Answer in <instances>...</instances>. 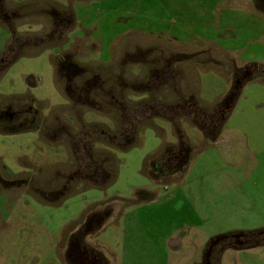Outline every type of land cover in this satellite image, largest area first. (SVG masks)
<instances>
[{
	"label": "rangeland",
	"instance_id": "374dc122",
	"mask_svg": "<svg viewBox=\"0 0 264 264\" xmlns=\"http://www.w3.org/2000/svg\"><path fill=\"white\" fill-rule=\"evenodd\" d=\"M263 3L4 0L7 13L14 16L4 20L0 15V55L11 44L22 46L10 47L6 60L0 62V68L8 63L0 72V104L22 102L30 112L36 108L49 115L46 121L40 118L41 131L4 132L0 127L2 178H26L36 173L42 174L43 180L59 178V187L72 172L67 164L73 151L69 152L64 142L66 130L73 131L67 119L75 124L66 113L60 117L51 113L53 107L67 100L64 82L60 80L58 87L56 80L55 58L66 54L62 51L77 49L81 44L85 52H71L85 67L114 59L125 66L127 53L135 52L137 43L144 48L161 46L166 55L178 51L187 64L198 61L197 80L190 81L186 99L200 105L225 102L236 70L250 65L259 73L242 83L231 111L221 119L214 136L207 138L198 127L184 123L180 125L182 134L177 128L176 137L170 124L155 119V125L168 127V141L180 140L188 148L175 176L147 174L151 170L150 153L165 148L166 140L155 127L145 126L129 147L123 148L128 141H123V147L111 146L114 159L107 164L111 175L108 181L98 184L77 180L57 199L17 187L0 188V264H66L65 235L78 230L88 213L109 204L115 212L88 237L108 264H201L212 239L264 228ZM61 16L67 17L68 23H56ZM40 39L47 42L42 44ZM120 47L128 50L119 51ZM143 78L141 75L135 80ZM125 86H121L124 95L137 88ZM127 103L126 111L133 109L135 103ZM141 106L137 110H142ZM99 111H88L82 119L111 125L104 111ZM140 118L145 119L142 115ZM93 127L85 130L92 131ZM41 164L42 171L34 168ZM101 178V173L87 177L94 181ZM43 180L37 182L45 189ZM218 264H264V243L227 249Z\"/></svg>",
	"mask_w": 264,
	"mask_h": 264
},
{
	"label": "flooded vegetation",
	"instance_id": "af4514ba",
	"mask_svg": "<svg viewBox=\"0 0 264 264\" xmlns=\"http://www.w3.org/2000/svg\"><path fill=\"white\" fill-rule=\"evenodd\" d=\"M264 9V3H263ZM0 15H2L4 20H7L13 14L10 15L7 13V9L5 8L4 0H0ZM68 18L65 16H61L56 23L67 22ZM20 40V39H19ZM21 41V40H20ZM22 44L15 45L12 44L10 47L20 48ZM7 49L0 55V62L5 61V56L9 53ZM164 49V48H163ZM161 46H151V47H142L137 46L136 51L133 53H127V59L125 64H141V69H145L147 71L139 70L144 73V78L142 80H137V77H134V83L132 80L129 82L123 78L122 75L116 76L112 71L104 70L100 75H96V73L88 67H83L82 72L76 75H72V64L75 62L73 55L70 53H66L60 59L59 65L61 68L59 70L60 78L64 82V91L70 96L71 101L74 102V106L78 103L83 104L82 106L86 108L94 107L96 109H106L110 108L112 104H117L120 102L122 98H124L125 91L119 88L118 80L121 78L122 84L125 87L131 88L132 86L137 85V90L139 92H147L152 88L156 87L157 91H162V87L164 84H172L173 81H176L180 75L179 68H177V64L181 61V54L178 52H172L171 54H164V50ZM157 54L156 56H152ZM183 54V53H182ZM184 55V54H183ZM182 55V56H183ZM63 59V60H62ZM8 63H6V66ZM6 66L0 68L3 70ZM259 73L254 66H246L245 69H239L235 71V76L233 78L234 84L231 93L235 94L238 92L239 84L245 82L247 78H254ZM234 74V73H233ZM136 79V80H135ZM239 81V84L236 85V82ZM174 85V84H173ZM162 86V87H161ZM174 92H176V87H174ZM26 104H8L2 105L0 104V127L4 132H12L16 131L18 128H36L40 129L42 126V122L40 121V116L37 113V110L34 109L32 112L24 109ZM75 110V109H74ZM164 110L160 109L159 112ZM194 115L192 116V120H194L197 125L204 130L205 133L213 134L215 130H218V124L223 119V112L227 111V107L225 105H221L218 110L213 112H204L203 110L198 111L190 110ZM144 112L131 111L130 109L126 111L123 110L119 117V125L118 129L113 134H106L107 137L114 142L116 145L123 144V141L129 140L132 138L134 133L136 132L137 127V119L141 120L140 116H144ZM79 114V113H78ZM18 122V123H16ZM41 122V123H39ZM33 123L34 126L31 124ZM129 124V126H127ZM128 127V128H127ZM218 128V129H217ZM97 129V128H96ZM97 131V130H96ZM98 132L91 133L89 139L94 142L100 141L97 136V140L93 138V134ZM87 135V134H85ZM79 138L80 144L77 142L76 145L83 147L86 150L85 153L81 154L80 149L74 152V160L78 163V166L75 171L68 173L60 186L58 187L56 183L60 181L59 178H51L49 180L44 181V187L38 185L37 180L27 178H17V179H8L2 178L0 175V188L4 187H17L18 189H22L23 187L27 191H34L38 195L44 196L45 198L57 199L59 196L71 189V186L77 182V180H85L87 177L93 174H100L102 176L109 175V170L106 169V157L103 159H98L95 155V152L89 148L90 140L86 141V136ZM89 135V134H88ZM176 149V150H175ZM186 149L187 147L182 144H178L174 148L170 149V152H173L172 156L161 161H157L154 164L155 172L159 171L163 174H169L167 171L174 170L178 172V170L183 166L184 161L186 160ZM175 150V151H174ZM82 164V168L79 165ZM92 166V168H90ZM82 173V176L80 174ZM159 175V173H158ZM58 176V175H57ZM63 177L60 175V178ZM165 177V175L163 176ZM56 185V187H55ZM55 189H46L52 188ZM115 210L111 209V205L104 208H97L93 212L88 213L83 220L82 225L78 230L72 232L71 235L67 238L64 243V259L66 264H108L105 257L101 255L100 252L96 251L94 246L88 241V237L91 234H95L100 226L103 224V221L106 220ZM217 238V237H216ZM215 242V239H212ZM210 242L206 248V254L204 257V261L201 264H218V260L222 254L227 249H239L244 248L250 245L264 243V228L256 230L252 233H247L243 231L233 232L228 235H224L223 239L219 240L216 243Z\"/></svg>",
	"mask_w": 264,
	"mask_h": 264
},
{
	"label": "crops",
	"instance_id": "0c3cea01",
	"mask_svg": "<svg viewBox=\"0 0 264 264\" xmlns=\"http://www.w3.org/2000/svg\"><path fill=\"white\" fill-rule=\"evenodd\" d=\"M49 37H50V35H49ZM38 42L43 44L44 42H47V41L40 39ZM115 44L118 45L119 40L116 41ZM136 45L143 47V45H141V43H137ZM77 49L79 51L85 52L83 50V48L81 47V44L79 45V47ZM77 49L73 50V48H72L71 50H65V51H62L61 53L66 52V53L74 54L71 51L73 50L75 52V50H77ZM126 49L128 50V48H126V47H120L119 51H121V50L125 51ZM176 52H178V51H176ZM64 55L65 54H63V55L60 54L59 56H57L58 59L55 58L56 59V62H55L56 63L55 64L56 80H57L58 87H59V82L61 80L60 74H59V70L61 68V65H59V62H60L61 58H64L63 57ZM184 55H185V53H184ZM114 57H116V56L113 55V58ZM73 58H74V55H73ZM116 60L117 59H114L113 62H107L104 64L97 63V65H90L88 68L93 70L97 76L100 75L101 73H103L104 70H107V71H112L114 74H116V76L120 77V75H122L123 78H125V80H127V81L132 80L131 78H134V77L139 78V77H141V75H144L143 72L139 71L142 67L141 64H125V66H128V69H129L128 71H126L125 70L126 67L123 66L122 64H120L119 62H117ZM184 60L185 59L179 61L177 64V66H178L177 68H179V72H180L178 79L176 81H173L172 84H164L163 87L161 86L162 91H157L156 87L152 88L150 91H147V92H139L137 89H133V92L131 94L124 95V98H122L119 103L112 104V106L110 108H106L104 110L103 109H96L94 107L86 108V107L82 106L83 104H81V103H78L76 106H74V102L71 101L72 99L66 93L67 91L66 92L64 91L66 93V97H67L66 103L56 105L55 107H53L51 113L55 114L56 117H60V115L63 116V114L66 113V115L75 124V125H73L67 119L68 123L73 128V131L69 130L66 127L68 129V130H66L68 135L66 137L67 141L64 142L68 146V151L71 152L70 149H72V151H73V152H71V155H70V157H71L70 162L67 164L70 166L71 171L72 172L75 171L77 166H78V163L74 160V152H75V150L77 151L78 148H80V146L76 145V143L78 142L80 144L79 138H81L82 136L84 137L85 134H87V135H85L86 141L90 140L89 137H90L91 133H94V132H98V133L93 134L92 137L97 140V136L99 135L98 138L100 139V141L97 140L98 142H94V143H92L93 141H91V140H90V142L88 141V143H89L88 148H89V150L90 149L92 150V148L94 147L92 151L95 152V155L98 159H103L104 157H106L105 167H106V169L110 168L107 166V164H108L109 160H111V158L114 159V155L110 151L111 146L113 145L116 147H120L121 145L119 146V145H116L114 142H110L111 140L107 137L106 134L110 135V134H113L116 132V130L118 129L119 122H120L119 117L121 115V112L123 110H125L126 108H128V103H127V101H128L131 103L132 102L135 103V105L133 106V109L130 108V110L131 111H138L139 113L143 111L144 112L143 118H145V119L141 118V121L137 122L136 132L134 133L132 138H129V140H127L128 141L127 145L125 147H123V146H121V147H123V148L129 147L130 143H132L133 140L135 139V137L138 135V131L141 127H145V126L146 127H148V126L155 127L158 131V134H162L163 137L165 138V140H166L165 146L166 147L165 148H157L152 153H150V156L148 157V159L150 160L149 166H150L151 170H149L148 171L149 173H147V174H150V176H156L157 175V176H159V178L163 177L164 175L165 176H168V175L169 176H171V175L175 176L177 174V172H175L174 170L167 171V173H169V174H163L162 172H159V171L153 173L154 164L159 160L161 161L162 158L171 157L173 155L172 154L173 152H170V149L174 148L175 146H177L178 144L181 143L180 140L168 141L167 134H170L168 127L163 128L161 125H155V123H156L155 119L159 118L167 126H169L168 124H170L171 125L170 127H172V133H174V135L176 137L179 133L182 134V132H183L180 125L183 126L184 123H190L191 125L198 127L200 129L201 133H203L207 138H209V136H214V134L218 133L219 129L215 130V132L213 134L205 133L204 130L201 129L194 120H192V116L194 115V113H192V111H190V110H196L197 109L198 111L203 110L204 112H213L215 110H218L219 107L224 104V102H223L217 106H213L212 104L200 105L196 101L192 100L191 98H190V100L186 99L188 96H190V95H188L189 94V88L187 89L188 85L190 84V81L195 82L197 80V73L195 72V69L197 68L196 66H197L198 61L191 60V62L190 63L188 62L189 64H187L186 61H184ZM74 63L77 64L81 69H83V67H85V65L81 64L80 62H77L76 60ZM180 64L183 66L180 67ZM182 68H183V70H182ZM185 70H187V72H185ZM142 71H147V70L143 69ZM189 77L191 80H189ZM122 80L123 79H121V78L118 80V82L120 81L119 82V88H121V86H123ZM180 86L182 88H180ZM174 87H176V92H174ZM184 88H186L185 92H183L184 90H182ZM130 89H132V88H130ZM59 90L61 91L60 88H59ZM63 90H64V88H63ZM130 95H133L134 98L131 97ZM208 103H210V102H208ZM140 105H142L141 106L142 110L139 111V110H137V108ZM65 106L69 107L68 111L63 110V107H65ZM231 108L227 109V113L223 117L224 120L227 117V114L231 111ZM34 109H36V108H34ZM160 109H162L164 111L159 112ZM36 110H37V113L40 116V118L41 119L43 118L46 121L47 115H49V114H45L43 112H40L39 109H36ZM98 110H101L99 112L104 111V114H106L109 118V122L112 123L111 125H108L107 123L88 122L87 119H85V120L82 119L83 116L86 114V112L98 111ZM76 117H78L79 120ZM89 125L95 126V127H93L92 131L85 130V127H87ZM177 128L179 130V133L177 132ZM27 129H29V128H27ZM31 129H34V128H30V130ZM21 130H26V129L19 128L16 131H21ZM40 131H41V129H40ZM12 132H14V131L12 130ZM44 138L46 140H53V139H55V141L59 140V139L54 138V137L49 138V139H48V137H44ZM82 148H81V150H84V153H85L86 148L85 149L84 148L82 149ZM43 166L44 165H42V164L41 165H35L34 168L38 167L39 171H42ZM58 170H62V169H55V172H57ZM158 173H159V175H158ZM41 175L42 174L38 175V174L34 173L31 177H34L33 180H37V179L43 180V178H41ZM110 176H111L110 174L108 176L104 175L98 181H94L91 179L90 180L85 179V180L100 184L103 181H108V178ZM31 177H26V178H29V180H30V179H32ZM35 177H38V178H35ZM11 179L14 180L13 178H11ZM49 179H51V177ZM49 179L47 178V180H49ZM43 181H45V180H43ZM43 181H41V183H43ZM21 190H25V188L23 187ZM25 191H27V190H25ZM32 192H34V191H32ZM69 235H70V233L66 234L65 235L66 236L65 241L64 240H62V241L66 242Z\"/></svg>",
	"mask_w": 264,
	"mask_h": 264
},
{
	"label": "water",
	"instance_id": "95a60500",
	"mask_svg": "<svg viewBox=\"0 0 264 264\" xmlns=\"http://www.w3.org/2000/svg\"><path fill=\"white\" fill-rule=\"evenodd\" d=\"M72 70L75 72H72V75H76L82 72V69L75 63H73L72 65ZM239 84V81L236 82V85ZM242 87V84H239V89L238 92L235 94H230L229 97L226 99V101L224 102L225 107H227V109H230L232 107L233 101L235 100L237 94L239 93L240 88ZM223 239V236H219L217 238H215V242H218L219 240Z\"/></svg>",
	"mask_w": 264,
	"mask_h": 264
},
{
	"label": "trees",
	"instance_id": "16d2710c",
	"mask_svg": "<svg viewBox=\"0 0 264 264\" xmlns=\"http://www.w3.org/2000/svg\"><path fill=\"white\" fill-rule=\"evenodd\" d=\"M9 47H10V46H9ZM17 55H18V54H17ZM17 55H15V56H17ZM15 56H14V57H15ZM13 59H14V58H13Z\"/></svg>",
	"mask_w": 264,
	"mask_h": 264
}]
</instances>
